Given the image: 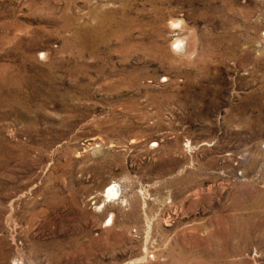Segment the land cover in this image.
<instances>
[{"label":"rangeland","instance_id":"1","mask_svg":"<svg viewBox=\"0 0 264 264\" xmlns=\"http://www.w3.org/2000/svg\"><path fill=\"white\" fill-rule=\"evenodd\" d=\"M0 264H264V0H0Z\"/></svg>","mask_w":264,"mask_h":264},{"label":"bare ground","instance_id":"2","mask_svg":"<svg viewBox=\"0 0 264 264\" xmlns=\"http://www.w3.org/2000/svg\"><path fill=\"white\" fill-rule=\"evenodd\" d=\"M181 23V22H180ZM182 24V23H181ZM181 24H179V23H174V26L175 27H178V26H180ZM181 28V27H180ZM187 45V44H186ZM176 47L178 48V49H183V40L182 39H179V40H177L176 41ZM43 54V53H42ZM109 193L111 194V195H115L116 194V192H115V188H114V186L112 185V186H110V188H109ZM108 193V194H109Z\"/></svg>","mask_w":264,"mask_h":264},{"label":"clouds","instance_id":"3","mask_svg":"<svg viewBox=\"0 0 264 264\" xmlns=\"http://www.w3.org/2000/svg\"><path fill=\"white\" fill-rule=\"evenodd\" d=\"M173 52L176 54H182V49H178L175 45H173Z\"/></svg>","mask_w":264,"mask_h":264}]
</instances>
